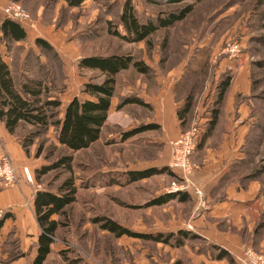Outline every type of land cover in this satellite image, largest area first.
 <instances>
[{
	"label": "rangeland",
	"instance_id": "374dc122",
	"mask_svg": "<svg viewBox=\"0 0 264 264\" xmlns=\"http://www.w3.org/2000/svg\"><path fill=\"white\" fill-rule=\"evenodd\" d=\"M124 1L88 0L80 8L72 9L61 0H0V6H21L28 16L24 24L29 40L12 47L7 63L13 69L16 67L14 70L17 69L16 75L21 83L24 82L23 74L37 79L40 74H45L52 80L56 75L61 85L67 87L61 98L63 107L74 98L87 100L85 85L100 84L104 79L99 72L79 68L80 60L86 56L132 55L134 59L150 65L153 73L161 75L174 70L180 74L185 68L177 92L185 90L186 96L194 95L197 104L192 121L197 116L211 119L217 97L216 87L226 74L231 73V89L237 86L236 91H243L235 95V118L238 117L237 109L244 104L245 116L238 119L248 128L244 127L246 134L240 150L242 160L235 162L219 185L237 184L246 193V204L240 213L245 220L239 226L230 215L225 219L205 218L203 225H196L204 215L205 206H208L207 198L204 208L197 207L194 201L177 199L163 206L150 207L160 196L169 195L166 191L174 177L170 173H161L144 181L126 183L121 173L124 169L137 167L142 158L152 163L155 156H161L163 149L140 147L137 150L138 145L148 140L142 136L130 139L131 145L127 147L123 140L125 133L135 130V126H142L137 122L127 127L120 126L127 118L121 111H115L110 114L100 141L89 150L73 154L77 202L67 209V219L54 217L64 226L58 230L54 252L46 264H229L226 260L208 263L202 250L214 258L218 254V246L200 236L186 241L180 248L172 246L173 241L164 244L128 236L116 238L102 230V223H94L96 218H109L135 233L145 234L159 228L203 232L209 221L214 230L230 232L238 237L237 245L243 252L240 253L241 259L246 257L248 250L264 254V4H258L259 0H202L180 5L169 4L172 0H132L141 21L156 19L159 15L166 17L191 4L194 9L174 27L157 32L149 43L131 44L111 34V30L125 33L119 24ZM38 38L48 41L59 58L39 50L34 44ZM229 41H237L242 47L240 58L245 76L241 78H238V66L236 72L228 68L222 71L221 68L225 59L221 51ZM34 52L41 57V65L31 57ZM24 64L25 67L20 69ZM141 79L142 82L148 81L134 69L122 73L118 78L117 93L121 94L131 86L130 83L135 85ZM139 93V90L130 93L127 90L123 98L129 95L136 97ZM29 132L30 128H25L20 135L25 138ZM39 145L44 146V154L37 158ZM29 151L30 155H26L42 166L55 163L65 153L57 146L54 131L36 139ZM68 178L70 175L60 170L43 176L39 182L35 174L33 183L39 191L57 192ZM0 189L5 188L0 185ZM191 221L195 225L192 230L187 227ZM195 246L201 249L196 251Z\"/></svg>",
	"mask_w": 264,
	"mask_h": 264
},
{
	"label": "trees",
	"instance_id": "16d2710c",
	"mask_svg": "<svg viewBox=\"0 0 264 264\" xmlns=\"http://www.w3.org/2000/svg\"><path fill=\"white\" fill-rule=\"evenodd\" d=\"M61 1L65 2L70 8L75 9L83 6L88 0ZM188 1L193 3L202 2V0H172L169 4L180 5ZM258 4H264V0H259ZM193 9L194 5L191 4L180 11L167 14L166 17L159 15L156 19L149 18L146 21H141L132 0H125L119 17V24L125 30V33L120 34L118 31L112 32L111 30V34L131 44L149 43L157 32L169 29L174 27L176 23L182 22L193 12ZM28 35L27 29L21 23L2 17L0 14V44L6 45L8 54L11 53L13 46L26 43L29 40ZM34 44L42 52L54 54L58 57L54 47L48 41L38 38ZM31 57H35L34 59L40 65L42 64L39 61L41 58L39 54L35 53ZM25 65H21L20 69H23ZM78 65L80 69L99 72L104 79L100 84L88 83L85 85L84 93L89 97L87 100L82 101L74 98L66 107H63L64 104L61 98L67 87L61 85V81L56 75L52 80L51 76L45 74H40L38 79L26 77L23 74L24 82H18L17 69L14 70L16 67L13 69L0 53V122L4 124L9 134L19 141L28 156L30 155L29 148L34 145L36 139L40 136H48L51 131L55 132L57 146H60L65 153L55 163L48 166L43 165L36 171L37 182L53 171L64 170L70 175V178L66 179L57 189V192L46 189L38 191L34 197L35 216L41 234L36 244L37 254L29 264H46L53 254V246L56 243L58 230L61 225L64 226V224L56 221L54 217L66 218L67 209L77 202L78 189L73 178V154L89 150L100 141L112 108V101L115 98L119 76L123 72L134 69L148 79H154L152 67L145 61L134 59L132 55L86 56L80 60ZM26 71H28V67H26ZM232 84L233 76L228 73L217 85L215 108L211 119L206 124V133L199 143L198 149L215 130ZM195 103L194 95L192 93L188 94L185 96L182 108L178 111V119L184 128L191 122L190 117ZM127 104L145 105L142 100L130 95L125 98L120 97L117 108L121 109ZM25 128H30L31 132L25 138H22L20 131ZM157 128L159 126L155 124L142 125V127L130 133H125L123 140ZM42 154H44V146L39 145L36 157L39 158ZM165 172H167V169L129 172L127 180L129 183H135ZM172 176L174 175L172 174ZM178 195H165L154 200L150 206H163L176 198L181 202L189 200L187 195L180 194L183 195L180 197ZM9 219H15V216L4 211L0 218V251L2 256H7L4 261L7 264L24 259L27 256L21 249L16 230L10 231L6 239L1 241L2 229ZM94 223H102V230L109 232L116 238L128 236L134 239L156 241L164 244H170L173 241L174 245L172 246L175 248L182 247L185 243L184 240L187 238H196V236L190 237L189 232L184 231H180L176 235H143L124 228L109 218H96ZM217 250L218 254L214 256L215 260H226L229 264H240L228 251L219 247H217Z\"/></svg>",
	"mask_w": 264,
	"mask_h": 264
},
{
	"label": "crops",
	"instance_id": "0c3cea01",
	"mask_svg": "<svg viewBox=\"0 0 264 264\" xmlns=\"http://www.w3.org/2000/svg\"><path fill=\"white\" fill-rule=\"evenodd\" d=\"M4 7V5L0 6V11ZM7 51L8 50L6 49L5 44L1 43L0 53L6 62L9 59V54ZM237 66L239 69L238 78L245 76L242 58L235 61L224 59L221 62L222 71H225L228 68L232 69L233 72H236ZM184 71L185 68L183 69L182 73L178 74L174 70L167 75H161V73L155 72L154 79H148L145 75H141L142 78L144 77L148 81L142 82L141 79V82H135V85L130 83L131 86H128V89H125L121 94L117 93L116 88L115 98L112 101V108L109 112L107 123L109 121L110 114L115 111H121V113H123L127 118V121L120 125L122 127H127L135 122H137V124L140 126L155 124L159 126V128L136 134L125 140L124 143L128 145L127 147H129V145H131V141H129L130 139L136 138L137 136H142L146 139L148 138V140H146L142 145H138L136 147L137 150L140 149V147H150L158 151L163 149L161 156H155V159L152 160V163L149 160L142 158L139 160V165L137 167L124 169L121 173H123V178L126 180V183L128 182L127 174L129 172H141L150 169H167V172L165 173H170L169 175H172L168 168L171 158L170 142L178 139L186 130H188L190 127L189 125L192 124L189 122L190 124L184 128L181 126L178 119V111L182 108L186 96L184 94L185 90L177 92V86L183 80ZM120 76H122V74ZM236 89H238L237 86L233 87L231 92L228 93L229 97L227 96V102L224 104L225 110L223 107L215 130L209 137L206 138L204 144L197 150L194 156V161L200 165V170H198L191 177V181L197 188L202 190L204 194V200L207 198L208 202V206L203 204L205 206V210L203 212L204 215L202 218L197 220L196 225H203L205 218L208 220L209 218L225 219L230 215L233 220H237L236 224L239 226L245 220L244 218L240 217V213L246 204L244 201L247 196L246 193L241 191L239 185L237 184L221 187L219 185V183L223 181L224 177L230 173L236 164L235 162L240 161L243 158L240 150L241 146L244 144L243 138L246 134V129L248 126L242 125V120L238 119V117L245 116V112L243 111L245 110L244 104L237 109L238 117L237 119L235 118V95L241 94L243 92L239 90L236 91ZM127 90L128 93L133 90H139L140 93L136 97L142 100L145 105L127 104L121 109H118L117 107L120 103L119 96L121 98L126 96ZM196 104L197 101L195 105ZM190 120L192 121V119ZM137 127L135 126L134 129ZM2 154H7L11 158L13 165L20 177V183L14 188L3 189L0 192V212L6 211L15 216V219H9L5 222V225L2 229L1 241L6 239L7 234L10 231L16 230V236L20 240L21 249L25 254H27V256L24 259L9 264H29L37 254L36 244L41 234V230L37 224L34 209V197L39 189L35 187L34 183L29 182L27 177L30 176L32 179H34L36 171L42 165L34 158H29L26 155L19 141L14 136L10 135L4 124L0 122V155ZM141 164H143V166ZM183 195H187L189 198L188 201H194V204L197 206L193 191ZM183 195L178 196L180 197ZM163 196L165 195L160 197ZM176 199L178 200V198ZM208 222H206V230L203 232L196 231V233H191L186 228H176L170 230H168L169 228H159L154 232L149 231L146 234L141 232L139 234L156 236L159 234L176 235L180 231L187 233L189 232L188 234L190 237L200 236L207 242L217 245L219 248L228 251L237 261H239L243 252L241 253L242 250L237 245L238 237L234 234H231L230 232L216 231ZM189 224L193 226L194 222L191 221ZM189 240L192 239L187 238L184 241L186 242ZM195 249L198 251L201 248L195 246ZM59 251L61 250L58 249V252ZM202 252L204 259L208 263H215L218 261L215 260V258H213L210 253L204 250H202ZM6 258V256L1 255L0 251V264H7L4 262ZM1 260L3 261L1 262Z\"/></svg>",
	"mask_w": 264,
	"mask_h": 264
},
{
	"label": "built area",
	"instance_id": "2783aa9c",
	"mask_svg": "<svg viewBox=\"0 0 264 264\" xmlns=\"http://www.w3.org/2000/svg\"><path fill=\"white\" fill-rule=\"evenodd\" d=\"M2 17L9 18L15 22L21 23L25 28V22L28 18L21 6L16 4L8 5L1 9ZM221 55L229 60H239L242 55L241 44L237 41H229L226 47L222 49ZM209 119H203L197 116L190 125L189 129L184 132L178 139L170 142L171 158L168 165L169 171L174 175V181L168 187L169 195L187 194L193 191L196 198L197 207L204 204V194L201 189L197 188L191 181V177L200 170V165L193 160L194 154L198 150L206 130V124ZM27 180L33 183V179L28 176ZM20 183V177L13 165L11 158L7 154L0 155V185L5 189L14 188ZM3 212H0V218ZM188 229L193 227L188 223ZM240 264H264V254H259L252 250L246 252L244 259H239Z\"/></svg>",
	"mask_w": 264,
	"mask_h": 264
}]
</instances>
